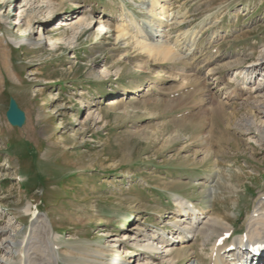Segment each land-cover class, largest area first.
<instances>
[{
    "label": "rangeland",
    "instance_id": "374dc122",
    "mask_svg": "<svg viewBox=\"0 0 264 264\" xmlns=\"http://www.w3.org/2000/svg\"><path fill=\"white\" fill-rule=\"evenodd\" d=\"M169 1L177 14L167 27L169 39L186 49L196 34L191 74L186 66L167 61L140 66L135 48L116 43L112 27L123 10L142 20L150 0H42L41 8L50 4L57 11L31 29L24 16L16 15V2L25 0H0L7 15V20L0 18V226L14 227L16 237L23 238L32 222L25 213L31 203L49 217L61 239L56 243L63 248L61 264H80L71 256L79 248L119 247L124 240L114 241L126 231L143 227L169 233L178 194L209 213H231L233 240L247 232V217L264 197V148L252 130L237 125L251 110L250 96L227 98L237 87L230 82L233 73L264 49V0ZM74 16L92 19L78 45L52 46L46 35H70L62 20ZM102 20L107 28L99 27ZM10 36L41 39L42 44L17 45ZM104 70L108 73L102 76ZM260 73L255 71L256 82L262 80ZM199 78L207 80V94L225 106L203 110L195 116L201 127L178 134L175 121L198 110L191 105L203 97L196 86ZM177 88L185 89V98L166 109L159 101L176 98L171 93ZM11 99L26 113L22 127L7 119ZM200 131L210 135L213 152L207 157L194 138ZM215 161L221 175L213 174L208 182ZM213 187L216 196L210 197ZM127 247L122 255L128 260L135 257V247Z\"/></svg>",
    "mask_w": 264,
    "mask_h": 264
},
{
    "label": "bare ground",
    "instance_id": "6f19581e",
    "mask_svg": "<svg viewBox=\"0 0 264 264\" xmlns=\"http://www.w3.org/2000/svg\"><path fill=\"white\" fill-rule=\"evenodd\" d=\"M150 2V6L146 7L147 11L142 12L145 14V18L142 20H137V16L135 17L131 12L123 10L125 7L122 8L124 11L123 14L127 16V19L122 14V19L118 20L115 26L112 27L116 43L118 45L123 44L125 50L128 47L135 48L139 53L137 57H139L140 66L144 65L145 67L150 61L154 63L167 61L169 63H177L179 67L186 66L189 74L193 73L195 68L193 55L195 54L196 34H191L192 38L190 43H188L189 48L185 49V44L182 46L178 41L172 42L167 35L170 32L167 30V27L173 21L177 20V14L172 10L170 1L150 0ZM39 3L42 4V0H25L24 3L16 2V15L24 16L23 20L30 29L41 18H52L57 11L56 6L47 4L45 10L39 6ZM37 13L38 16H36ZM0 18L7 20V15L5 16L2 12L1 6ZM62 21H64L62 22L63 25H65L67 31H70L71 34L60 39L46 35V40L52 46H57L59 43L73 47L77 46L81 35L86 34L87 29L92 24V19L85 16L69 17ZM106 23V20L100 21L99 27L105 28ZM150 25L153 27L154 32L149 27ZM151 31L155 34L151 33ZM9 40L17 45L24 42L30 43L33 46H40L42 44L41 39L31 41L27 37L17 39L10 36ZM263 66L264 49L261 50L260 57L257 60L248 66H244L242 69H237L233 73L235 75L232 74L233 76L230 77V82L234 81L237 87L235 85L236 88H234L233 92L227 93L228 99L234 97L243 98L245 95L250 96L246 100L248 101L247 107L251 110L248 116L240 120L237 125L243 128L244 132L252 130V138L262 148H264V73H260L263 76L262 80L256 82L255 71H264ZM119 71L120 66L116 72ZM107 73L108 70H104L101 74L105 76ZM241 73L246 74L242 76V80L239 78ZM188 76L190 78L191 75ZM198 80L196 86L203 97L191 105V108L198 110L194 111L193 114L175 121L177 124L175 131L178 134L183 133V130L187 128L200 126L201 120L197 121L195 116L206 112L203 110L213 109L214 111H218L225 106L223 102L219 101L220 99L217 96L214 97L207 94L209 92V85L206 79L199 78ZM251 86L252 88H250ZM184 88H177L171 93L172 96L177 95L176 98L158 101L163 103L166 109L180 105L181 99L185 98ZM259 96L263 98L260 100L258 99ZM185 101V106L190 104ZM210 102H212V106L209 105ZM132 108L135 110L137 107L134 106ZM121 110L127 111V108L123 107ZM96 116L97 118L102 117L100 113H97ZM209 136L205 131H200L194 136L197 139L195 141L199 142L203 148V157H207L213 152L211 144L209 143ZM215 162L216 167L211 172L208 182L213 179V174L218 175V179L220 178L219 162ZM215 190V187H213L209 191L210 197H213L212 193L216 196ZM32 206L28 202L25 207V213L31 215L32 222L29 226L28 234L23 238L18 239L16 237L18 230L14 227L11 226V229L6 231L7 228L5 226H0V235L4 234L5 238H3V243L0 242V251H2V254H0V264H61L63 248L59 247L58 245L61 243L57 242L59 240L61 241V239L59 235H54L53 225L49 217L38 211L37 208L33 209ZM172 209L171 213H173V216L170 222L171 231L169 233L151 232L140 227L137 231L130 230L124 232L122 236H117L114 242L118 243L120 240H124L119 247L117 245L109 246L104 244V246L98 245L91 250L82 251V248H79L80 250L76 251L75 254H71V256L77 257L80 264H194L197 259L203 260L205 264H243L238 257L250 258V261H247L246 264H264V255L254 257L248 250L249 247H253L254 245L264 246L263 196L257 199L253 211L247 217V232L236 236L233 240H231V237L235 229L234 218L231 213H227L226 216H221L215 212L209 213V211L205 210L204 206L197 205L195 201L188 200L179 194L175 198ZM158 214L162 218L164 213L160 212ZM191 236H193L192 239H190ZM128 244H132L135 247L131 251L135 257L127 260L123 257L124 255L122 253L128 250ZM194 244L198 246V251L195 250ZM140 248L146 250L144 255H139ZM200 251L203 253V256H200Z\"/></svg>",
    "mask_w": 264,
    "mask_h": 264
},
{
    "label": "water",
    "instance_id": "95a60500",
    "mask_svg": "<svg viewBox=\"0 0 264 264\" xmlns=\"http://www.w3.org/2000/svg\"><path fill=\"white\" fill-rule=\"evenodd\" d=\"M6 115L13 126L22 127L26 122V113L19 107L15 99H11Z\"/></svg>",
    "mask_w": 264,
    "mask_h": 264
}]
</instances>
